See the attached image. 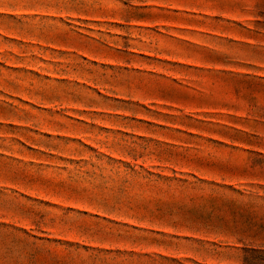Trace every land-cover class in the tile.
I'll use <instances>...</instances> for the list:
<instances>
[{
    "label": "rangeland",
    "instance_id": "1",
    "mask_svg": "<svg viewBox=\"0 0 264 264\" xmlns=\"http://www.w3.org/2000/svg\"><path fill=\"white\" fill-rule=\"evenodd\" d=\"M0 264H264V0H0Z\"/></svg>",
    "mask_w": 264,
    "mask_h": 264
}]
</instances>
